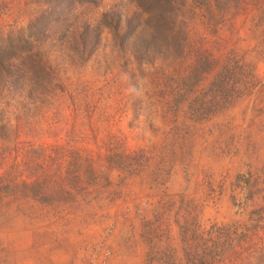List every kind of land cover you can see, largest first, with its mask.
I'll return each mask as SVG.
<instances>
[{
  "label": "rangeland",
  "instance_id": "obj_1",
  "mask_svg": "<svg viewBox=\"0 0 264 264\" xmlns=\"http://www.w3.org/2000/svg\"><path fill=\"white\" fill-rule=\"evenodd\" d=\"M180 3L177 51L131 0L75 5L34 50L51 70L47 92H31L23 69V89L2 87L0 188L35 183L59 197L0 191V264H182L187 218L210 238L212 225L226 233L241 224L233 256L264 264V0ZM45 10L41 0H0V37ZM110 11L122 21L117 37L99 28L95 51L75 62L77 35ZM203 58L213 63L207 73ZM228 58L256 81H225L230 104L204 115ZM112 152L134 156V167L109 166Z\"/></svg>",
  "mask_w": 264,
  "mask_h": 264
},
{
  "label": "trees",
  "instance_id": "obj_2",
  "mask_svg": "<svg viewBox=\"0 0 264 264\" xmlns=\"http://www.w3.org/2000/svg\"><path fill=\"white\" fill-rule=\"evenodd\" d=\"M94 0H41V3L47 6V10L41 12L30 21L23 29L10 30L3 37H0V91L2 87L9 83L17 89H23L26 84L21 82L23 74L18 75L20 70L23 69L25 73H28L31 92H38L43 94L47 92L48 86L52 81V74L49 66L41 60L40 56L34 50L44 43L48 29L52 24L58 23L65 19V16L72 10L75 5L83 3H91ZM135 2L139 9L146 15H148L149 27L148 29L153 33L160 30L164 35V42L168 49L170 47L177 51L180 43L184 41V32L182 31V23L177 22L178 16L173 15L176 11H180V0H131ZM182 1V0H181ZM230 0H212V3L216 9H223L226 7ZM152 20V22H151ZM151 22V23H150ZM122 21L118 15L113 11L104 13L101 19L93 27L86 26L83 33L77 35L79 38L77 42V48L75 50L74 61L79 64L89 59L92 53L95 51L98 45V31L99 28H106L113 32L117 37V32L120 29ZM130 33L127 37H130ZM185 42V41H184ZM78 49V50H77ZM242 67V73H234L233 67ZM204 73L212 70L213 63L208 58H203L200 64H198ZM247 65L242 62H234L231 58H228L220 68V72L216 74L219 81H223L224 85L220 89L216 90L218 95L217 101L214 104L209 102L207 107L203 110L204 115H209L212 110L219 111L228 104H230V95L233 91L230 89L229 82L235 77L244 78L249 87L256 81L255 74ZM243 68L245 70L243 71ZM26 78V79H27ZM214 82H212L213 84ZM23 85V86H22ZM215 91V92H216ZM208 97L206 92L203 93ZM130 154L122 152H112L106 156V162L112 168L129 171L134 167L135 161ZM87 164V168L90 166ZM92 173V171H91ZM67 177L70 175L66 173ZM76 179V177H73ZM80 188V186L78 187ZM2 192L18 193L21 196H27L36 199L40 202L50 203L57 199V195L49 196L46 190H41L39 184L35 183H11L4 185L0 188ZM62 199H72L74 196L71 192H61ZM47 197H50L47 199ZM51 199V200H50ZM241 224H233L228 226L222 232V228H216L212 225V236L210 238L211 231L201 230V225L194 219H185L180 225V242L183 250V263L182 264H239L238 258H235L233 254H236L237 249L240 248V242H242V234H238ZM210 229V230H211ZM205 234V235H204ZM241 236V240L238 239ZM206 237V238H205ZM237 237V238H236ZM236 238V239H235ZM229 240V250L227 252L222 251L221 254L212 253V249L217 246L226 245ZM216 253V252H215ZM163 261L164 264H177L175 259L168 257ZM152 262L151 264H153ZM149 264V263H146Z\"/></svg>",
  "mask_w": 264,
  "mask_h": 264
}]
</instances>
